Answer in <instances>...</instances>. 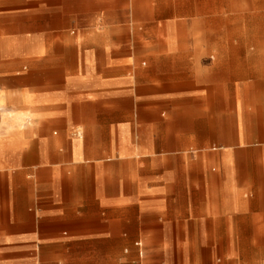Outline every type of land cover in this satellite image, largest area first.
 <instances>
[{"label": "crops", "instance_id": "obj_1", "mask_svg": "<svg viewBox=\"0 0 264 264\" xmlns=\"http://www.w3.org/2000/svg\"><path fill=\"white\" fill-rule=\"evenodd\" d=\"M183 7L0 0V264H264V40Z\"/></svg>", "mask_w": 264, "mask_h": 264}, {"label": "rangeland", "instance_id": "obj_2", "mask_svg": "<svg viewBox=\"0 0 264 264\" xmlns=\"http://www.w3.org/2000/svg\"><path fill=\"white\" fill-rule=\"evenodd\" d=\"M175 1L181 2L190 18L198 20L204 38L241 39L250 34V38L264 40V0ZM246 23L253 30L245 31L242 26Z\"/></svg>", "mask_w": 264, "mask_h": 264}, {"label": "built area", "instance_id": "obj_3", "mask_svg": "<svg viewBox=\"0 0 264 264\" xmlns=\"http://www.w3.org/2000/svg\"><path fill=\"white\" fill-rule=\"evenodd\" d=\"M79 135V133H77Z\"/></svg>", "mask_w": 264, "mask_h": 264}, {"label": "bare ground", "instance_id": "obj_4", "mask_svg": "<svg viewBox=\"0 0 264 264\" xmlns=\"http://www.w3.org/2000/svg\"><path fill=\"white\" fill-rule=\"evenodd\" d=\"M78 133H79V131H78Z\"/></svg>", "mask_w": 264, "mask_h": 264}]
</instances>
